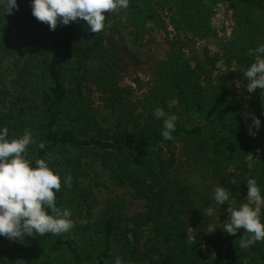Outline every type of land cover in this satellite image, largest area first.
I'll use <instances>...</instances> for the list:
<instances>
[{
    "label": "trees",
    "instance_id": "obj_1",
    "mask_svg": "<svg viewBox=\"0 0 264 264\" xmlns=\"http://www.w3.org/2000/svg\"><path fill=\"white\" fill-rule=\"evenodd\" d=\"M18 4L11 15L0 12V128L9 129V138L31 131L36 143L28 158H46L61 177H72L70 186L62 180L56 203L71 210L74 227L12 240L1 252L3 264H114L117 257L124 264H264V241L241 249L243 230L236 236L205 230L228 218L229 205L215 204L214 187H226L237 207L246 202L247 178L264 194V92L234 89L248 82L243 72L255 59L249 50L264 43V0H129L127 9L106 14L98 33L82 20L51 31L32 15L31 0ZM222 4L235 20L222 56L231 69L214 76L218 54L205 50L194 66L185 48L218 37L213 18ZM170 28L175 37L166 40L165 57L151 65L145 92L134 101L135 90L123 85L126 58L141 61L157 42L154 33L170 35ZM96 100L115 115L112 128L100 121ZM246 106L261 120L256 142L247 133ZM157 107L177 116L172 140L161 135ZM248 155L259 159L251 167ZM90 162L144 201V210L128 215L117 199L97 216L85 185ZM185 178L206 180L204 189ZM209 206L215 214L204 217Z\"/></svg>",
    "mask_w": 264,
    "mask_h": 264
},
{
    "label": "clouds",
    "instance_id": "obj_2",
    "mask_svg": "<svg viewBox=\"0 0 264 264\" xmlns=\"http://www.w3.org/2000/svg\"><path fill=\"white\" fill-rule=\"evenodd\" d=\"M129 0H31L32 15L40 22L46 23L51 31L58 25H69L82 20L93 33L100 32L105 27L106 14L118 9H127ZM18 0H0V12L11 15L18 10ZM249 56H254V62L243 72L248 81L246 88L249 93L259 87L264 92V43L255 49H250ZM240 84H237L239 87ZM154 116L162 120L161 135L164 140H172L176 131L177 116L167 114L163 108L154 109ZM249 116L252 124L249 134L255 137L261 128V120L254 114ZM36 143L33 134L25 130L18 137L9 138V129L0 128V236L10 240H24L26 236H45L51 233L60 235L69 232L74 227L72 212L69 208L58 207L57 193L61 190L62 180L65 186H70L72 177L61 174L50 166L46 158L29 159L26 155L28 146ZM38 147L43 149L41 142ZM249 167L259 160L248 155ZM235 184V179L231 180ZM248 192L238 207L230 196L228 189L221 184L213 188V200L221 206L227 203L228 218L219 225L207 223L206 232L214 233L220 228L226 234L236 236L243 230L246 236L239 240L241 249H248L257 242L264 241V194L255 178L246 179ZM204 217H213L215 209L212 206L202 212ZM220 219V218H219ZM81 223H87L82 220ZM131 238V237H130ZM191 242V239H190ZM3 264V261H0ZM114 264H124L117 257Z\"/></svg>",
    "mask_w": 264,
    "mask_h": 264
},
{
    "label": "rangeland",
    "instance_id": "obj_3",
    "mask_svg": "<svg viewBox=\"0 0 264 264\" xmlns=\"http://www.w3.org/2000/svg\"><path fill=\"white\" fill-rule=\"evenodd\" d=\"M213 26L218 32V37L216 39H211L204 42L188 43L186 45L185 51L190 60L193 62L194 66L198 62H201L199 60L203 58L205 50L208 51L210 56L218 54L220 61L217 66L216 73L214 74L215 76L221 71L231 69L225 63L224 59H222V56L225 53L227 44L233 37L235 28L234 13L227 6L223 4L219 5L215 10ZM169 31L170 35H167L164 32L154 33L157 42L146 47L143 50V53H141V61L133 59V57L126 58V61L130 64V67L128 74L124 78L123 85L130 86L135 90L133 94L134 101H139L145 92L146 84L150 80V76L148 75V73L151 65L155 61L162 60L165 57L166 51L169 48L166 40L168 38L170 40L174 39L175 32L172 28H170ZM15 43L16 51L21 52V46L19 45V42L16 38ZM7 67L12 70L11 63H8ZM247 83L248 82H239L238 84H240V86L237 87L236 85L234 89L236 91L247 90ZM96 107H98L99 109L100 121H104L103 123L105 126L113 127V124L116 122L115 115L102 110L97 100ZM244 113L254 114L253 110L248 106L244 108ZM244 119L247 133L249 134L248 129L252 124V119L250 116L247 119L244 116ZM249 136L252 142H256V136L253 137L250 134ZM86 175L87 178H85V185L90 187L93 191L97 216H100L109 201L117 199H122L126 202V212L128 215H134L144 210V201L136 200L134 197H132V192L129 189L120 188L114 185L108 171L99 163L95 164L93 162H90L86 167ZM183 182H185L186 184L191 182L188 185L194 186L200 192L204 189L206 180H203L202 178H185ZM12 242L13 241L8 239L7 237L3 238V241L0 245V261L7 260V257L2 256L1 252L8 250ZM19 263L23 264L22 259L19 261Z\"/></svg>",
    "mask_w": 264,
    "mask_h": 264
}]
</instances>
